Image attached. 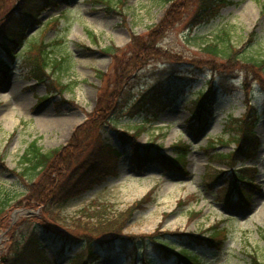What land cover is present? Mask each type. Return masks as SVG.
Masks as SVG:
<instances>
[{
	"label": "rangeland",
	"instance_id": "1",
	"mask_svg": "<svg viewBox=\"0 0 264 264\" xmlns=\"http://www.w3.org/2000/svg\"><path fill=\"white\" fill-rule=\"evenodd\" d=\"M20 1L0 0V26L19 7ZM174 1L172 4L163 0H123L121 12L109 11L92 0H55L54 4L45 0L33 4L38 8L39 26L28 25L24 49L18 50L22 51L13 69L0 81V198L8 195L11 199L0 216V264L11 255L17 240H21L22 249L37 233L45 240L47 253L56 264H69L82 242L67 240L64 246L61 237L48 236L40 227L50 223L66 230L78 220L96 223L100 216L81 214L84 210L95 213L94 202L106 203L108 213L132 208L124 232L137 236L156 231L206 236L207 229L218 224L226 230L224 246L219 251L205 244L195 246L177 236H162L169 239L174 252L181 246L190 247L202 258V264H251L252 253L264 260V91L252 77L255 82L251 84L249 105L254 104L261 113L254 129L260 144H250V154L256 153L236 162V166L244 163L256 167V172H245L252 174L259 187L247 199L243 197L242 202L237 199L226 202L223 195L226 183L222 178H210L206 172L215 171L208 167L209 163L225 169L226 162L211 156L233 151L234 143L215 142L213 149L206 145L209 139H227L228 133L224 132L227 119L239 117L246 109L242 82L250 69L214 71L193 63L203 57L200 48L206 39L216 38L222 29H228L230 41L236 47H242L253 30V41L242 51L247 56H264V0H228L218 15L207 22L193 19L198 0ZM170 7L175 11L173 20L164 24L162 20ZM54 18H59L57 23L43 26ZM155 27L161 37L153 46L166 51L170 60L150 56L141 68L133 70L121 97H113L115 69L122 66L123 60H116L104 48L113 44L121 50L129 46L133 49V34L146 39V33ZM39 39L61 41L52 54L56 58L66 57L63 68L53 73V77L68 85L61 94L27 76L24 57L29 44ZM210 83L213 92L206 95V101L211 114L207 118L202 116V128L198 131V126L188 124L187 118L194 112L193 100ZM47 94L51 96L43 99ZM109 94L110 99L117 98V105L120 99L122 102L110 111L109 122L91 130L96 125V110L105 101H112ZM144 94L147 98L151 96L150 101L141 100ZM48 120L56 122L51 124ZM140 124L145 126L137 138L140 146L152 142L159 146L161 154L172 156V143L183 140L190 144L184 170H167L158 162L135 161L130 143L122 141L119 131H132ZM99 137V144L110 145L121 153L115 160V173L88 186L60 209L41 203L42 190L48 191L50 186L63 182L76 162L83 161L92 145L98 143ZM33 139H37L42 151L57 149L58 154L53 172L46 176L42 173L31 181L21 173V155ZM98 158L106 160L108 155L99 152ZM56 167H61L60 172ZM204 178L211 185L210 190ZM137 201L141 204L134 209L132 205ZM70 231L75 235L87 233ZM152 244L146 250L141 249V244L136 248L149 256L148 264H176L172 256L164 257ZM130 245L117 246L95 263L124 264L134 250ZM26 253L35 254L36 250L28 247Z\"/></svg>",
	"mask_w": 264,
	"mask_h": 264
},
{
	"label": "trees",
	"instance_id": "2",
	"mask_svg": "<svg viewBox=\"0 0 264 264\" xmlns=\"http://www.w3.org/2000/svg\"><path fill=\"white\" fill-rule=\"evenodd\" d=\"M52 1V4L55 3V0ZM94 2H99L104 5L105 8L109 11L121 12V5L123 0H92ZM164 2L174 4V0H163ZM37 2H45V0H21L19 7L15 8L6 18L1 21L0 26V81L5 79L6 75L11 71L16 59L19 49L23 48L25 45L26 35L25 31L29 24L39 25L37 19L38 8L34 7L33 4ZM174 2V3H173ZM226 0H198L196 6V12L194 16V21L199 18V21L207 22L212 16L218 13L220 7L226 4ZM264 6V3H263ZM172 8V7H170ZM169 10V9H168ZM167 10L163 22L164 24L173 19L172 16L175 14V11L170 9ZM175 18V17H174ZM176 19H174L175 21ZM58 22V19L55 18L50 22H47L46 25L51 26ZM194 24V23H193ZM191 24V27L192 25ZM155 26V25H154ZM159 26V25H157ZM157 27L151 28L148 33H146V39L142 36L134 35L132 37V45L135 47L132 49L131 46L127 47L124 50H121L115 47L113 44L106 46L104 51L112 55L116 60L122 59V66L116 68V84L113 85V97L120 96L124 90V85L130 79L131 74L134 69L141 68L142 64L152 58L150 56L164 58V60H170L167 57V52L163 51L161 48L154 47V43L157 42L159 37H161L160 32L156 30ZM92 34V33H91ZM93 35V34H92ZM94 36V35H93ZM139 36V37H138ZM254 32L251 31L243 43L242 47H236L230 41V35L228 29H222L214 39L206 40L202 47L200 48L201 55L203 57H198L197 61H193L197 65L205 64L212 70H217L220 68L238 70L240 67H248L250 71H246L242 86L245 92V103H246V112L239 117H229L225 124L224 132L228 133L227 139H218V144H227L233 142L235 148L233 151L228 153H218L216 156H211L212 159H218L226 162V165L230 166L235 162L249 157L251 154V145L255 142V137L253 133V127L259 116L254 105H249L251 99V84L255 82L251 80L252 77L256 82L260 83L261 89L264 91V56L256 57L254 55H245L244 47L253 41ZM95 37V36H94ZM144 41V42H143ZM61 41L59 39H53L51 41H43L39 39L37 41H32L27 48V54L24 57V62L26 64L27 76L36 79L37 82H44L49 86L50 90H55L58 94H61L68 87L67 84L61 83L58 78L53 77V73L58 69L63 68V63L66 61V57L56 58L52 57L57 50V47ZM242 51V52H241ZM166 55V56H165ZM165 56V57H163ZM146 58L144 61H142ZM168 58V59H167ZM172 59V58H171ZM179 63L180 61L177 60ZM203 63V64H202ZM209 63L212 65H209ZM221 65V66H220ZM252 75V76H250ZM250 78V79H249ZM209 92L204 94L202 93L195 101V109L197 107V112H194V116L197 119H200L202 112L205 114L208 113L207 104L203 103L202 98L205 95L213 92V85L210 83ZM147 94V93H146ZM144 94L141 98L143 102L147 100L150 101L151 96L147 98V95ZM51 95H45L43 99L49 98ZM110 99V94L108 95ZM112 96V95H111ZM110 99L112 101H105L104 105L101 108L97 109L98 117L95 119L96 125L91 128H101L106 122H109L112 115L111 110L117 105L116 99ZM202 101V102H201ZM122 99L118 105L120 106ZM140 105L143 103L138 102ZM117 105V107H118ZM117 109V108H116ZM115 109V110H116ZM111 117V118H110ZM145 130L143 125L136 126L132 131H119L120 138L124 143L129 142L136 158V162L139 164H145L148 162H158L162 164L167 170H184L187 163V156L189 154V144L184 141H177L172 145V156L163 155L159 151V147L154 143H149L145 146H140L137 143V138ZM98 131V130H97ZM88 135L89 129L86 130ZM91 142L92 150L86 155L83 161L76 162L70 172H68L66 179L59 183L58 185L54 184L49 187L48 191L41 192L44 198L41 203L46 205L57 206L58 209L63 207L69 200L73 197H76L81 193L82 190L86 189L88 186L91 187L95 183H101L109 174L115 173V160L120 156V152L110 145L99 144ZM155 146L154 148L152 146ZM216 143L210 140L207 144V147L214 148ZM253 150V149H252ZM57 149L50 151H42L41 147L37 143V139H33L29 142L26 148L23 150L21 155L22 165V175H27L29 180H34L36 176H40L43 173V176H46L53 172L54 170V161L58 153ZM106 152L108 159L99 160L98 153ZM254 153V152H252ZM114 159V161H112ZM101 164V165H100ZM61 168V167H59ZM56 167V170L60 172V169ZM240 171V175L237 172ZM248 169L241 168L240 170H234V173H231L227 176L224 171H208L206 172L210 178H219L223 179L226 183V189L224 194L230 195L233 194V191L245 197L246 199L249 196L247 189L249 188L248 184L245 182V179L252 181V174H247ZM60 174V173H59ZM59 176V175H57ZM50 178V177H49ZM54 182V179H51ZM207 184V180L204 181ZM208 187V185H207ZM211 187V185H209ZM44 194V195H43ZM40 199V198H39ZM10 198L6 195L4 198H0V216L10 205ZM52 201V202H51ZM141 201V200H140ZM137 201L132 206L135 209L138 207L141 202ZM95 213H86L84 210L81 214L93 217V215L100 216L99 220L96 223L92 222H83L78 220L76 223L72 222L73 227H69L64 230L61 227L55 228L54 225L47 223L43 227H40L42 233L47 234L48 236H59L65 242L64 246L67 245V240L75 242L79 240L82 242V245L79 247L77 252L69 260V264H95V260L100 257L101 252H110L118 244L122 246L133 247L136 251L138 244H141V249L146 250L147 245L151 242L155 249L161 252L163 255L173 254L178 260L179 264H202V258L195 253L194 250L190 249L188 246H181L180 249L176 252L172 250L171 245L168 243L169 239L163 238L162 236H177L179 240L182 239L188 242L191 241L194 245H207L213 247L215 250L219 251L224 246L226 239V230L220 227L218 224H213L207 230L206 236L194 237L185 232L172 231V232H163L156 231L148 235H133L125 234L124 229L126 223L132 216V208L127 211L117 212V213H108V205L103 203L94 202ZM114 214V215H113ZM195 214V213H193ZM60 215V213L58 214ZM59 220V219H58ZM39 226L35 227L38 228ZM69 229V230H68ZM70 230H75L78 232L86 233L82 235H75ZM80 232V231H79ZM38 233L29 238L27 242L19 246L21 240H17L11 255L8 256L2 264H56V260L50 257L47 253V245L45 244L44 239L38 237ZM185 237V238H184ZM63 246V247H64ZM28 247L35 249L36 253H26ZM139 249V250H141ZM145 251H141L140 254L143 255ZM251 259V264H264V260L257 258L255 253L249 255ZM132 258L135 259L134 253ZM145 258V257H144Z\"/></svg>",
	"mask_w": 264,
	"mask_h": 264
},
{
	"label": "bare ground",
	"instance_id": "3",
	"mask_svg": "<svg viewBox=\"0 0 264 264\" xmlns=\"http://www.w3.org/2000/svg\"><path fill=\"white\" fill-rule=\"evenodd\" d=\"M49 121V123H51V124H53V123H55L56 121H54V120H52V121H50V120H48Z\"/></svg>",
	"mask_w": 264,
	"mask_h": 264
}]
</instances>
